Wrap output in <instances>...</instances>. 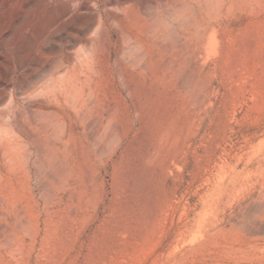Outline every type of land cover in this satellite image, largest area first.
Here are the masks:
<instances>
[{
	"label": "rangeland",
	"instance_id": "1",
	"mask_svg": "<svg viewBox=\"0 0 264 264\" xmlns=\"http://www.w3.org/2000/svg\"><path fill=\"white\" fill-rule=\"evenodd\" d=\"M0 264H264V0H0Z\"/></svg>",
	"mask_w": 264,
	"mask_h": 264
}]
</instances>
